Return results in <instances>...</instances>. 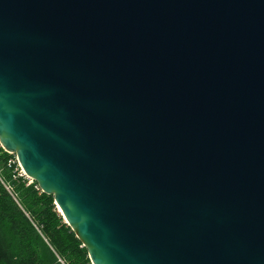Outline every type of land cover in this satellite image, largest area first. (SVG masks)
I'll list each match as a JSON object with an SVG mask.
<instances>
[{
  "label": "water",
  "instance_id": "water-1",
  "mask_svg": "<svg viewBox=\"0 0 264 264\" xmlns=\"http://www.w3.org/2000/svg\"><path fill=\"white\" fill-rule=\"evenodd\" d=\"M0 145L92 264H264V0H0Z\"/></svg>",
  "mask_w": 264,
  "mask_h": 264
},
{
  "label": "trees",
  "instance_id": "trees-1",
  "mask_svg": "<svg viewBox=\"0 0 264 264\" xmlns=\"http://www.w3.org/2000/svg\"><path fill=\"white\" fill-rule=\"evenodd\" d=\"M0 264H92L54 197L0 145Z\"/></svg>",
  "mask_w": 264,
  "mask_h": 264
},
{
  "label": "rangeland",
  "instance_id": "rangeland-1",
  "mask_svg": "<svg viewBox=\"0 0 264 264\" xmlns=\"http://www.w3.org/2000/svg\"><path fill=\"white\" fill-rule=\"evenodd\" d=\"M20 167V166H19ZM21 169V168H20ZM21 172H22V169H21ZM23 173V172H22Z\"/></svg>",
  "mask_w": 264,
  "mask_h": 264
},
{
  "label": "built area",
  "instance_id": "built-area-1",
  "mask_svg": "<svg viewBox=\"0 0 264 264\" xmlns=\"http://www.w3.org/2000/svg\"><path fill=\"white\" fill-rule=\"evenodd\" d=\"M23 174V173H22ZM24 175V174H23Z\"/></svg>",
  "mask_w": 264,
  "mask_h": 264
}]
</instances>
